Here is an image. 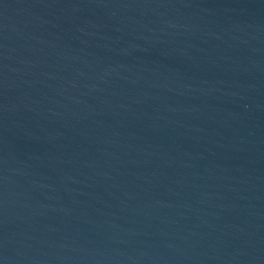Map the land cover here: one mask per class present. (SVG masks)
Here are the masks:
<instances>
[{"label": "water", "instance_id": "95a60500", "mask_svg": "<svg viewBox=\"0 0 264 264\" xmlns=\"http://www.w3.org/2000/svg\"><path fill=\"white\" fill-rule=\"evenodd\" d=\"M92 264H264V0H32Z\"/></svg>", "mask_w": 264, "mask_h": 264}]
</instances>
